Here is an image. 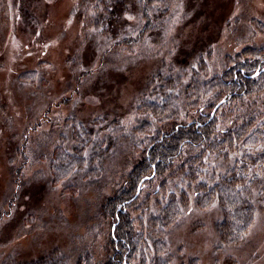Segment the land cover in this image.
<instances>
[{
    "label": "rangeland",
    "instance_id": "374dc122",
    "mask_svg": "<svg viewBox=\"0 0 264 264\" xmlns=\"http://www.w3.org/2000/svg\"><path fill=\"white\" fill-rule=\"evenodd\" d=\"M81 2L0 0V264H25L54 252L74 264L84 250L96 261L105 258L112 226L102 204L137 153L121 143L112 155L92 161L98 174L91 175L95 170L83 158L84 167L56 181L59 146L75 153L74 127L85 137L115 125L124 134L133 125L136 100L151 90L149 80L163 63L179 66L191 54L185 66H197L202 55L218 71L225 55L264 41V0H171L170 25L146 37L150 45L142 54L119 52L99 64L105 47L87 41L84 17L73 13ZM82 149L86 157L94 153L90 143ZM256 175V215L243 240L220 243L216 203L201 209L191 202L164 234L170 264H264V167Z\"/></svg>",
    "mask_w": 264,
    "mask_h": 264
},
{
    "label": "trees",
    "instance_id": "16d2710c",
    "mask_svg": "<svg viewBox=\"0 0 264 264\" xmlns=\"http://www.w3.org/2000/svg\"><path fill=\"white\" fill-rule=\"evenodd\" d=\"M170 1L82 0L73 13L84 17L87 41L99 50L105 47L101 64L119 52L142 54L150 45L146 37H156L170 25ZM133 16L136 23L122 19ZM190 56L179 66L163 63L152 74V88L136 100L133 125L124 134H117L115 125L99 135L98 130L89 131L92 135L85 137L82 128L74 127L79 141L75 153L59 146L53 158L56 181L84 167L83 158L88 169L95 170L92 161L112 155L121 143L137 153L134 165L102 204L112 226L105 258L96 261L84 250L74 264H170L163 255L168 250L164 234L191 202L201 209L216 203L214 230L222 244H239L253 223L252 187L256 170L264 167V41L225 55L218 71H212L202 55L195 58L197 66L186 67ZM90 72L80 71L77 77ZM88 143L94 153L86 157L82 147ZM149 247L154 251L150 259ZM67 260L54 252L25 264H68Z\"/></svg>",
    "mask_w": 264,
    "mask_h": 264
}]
</instances>
